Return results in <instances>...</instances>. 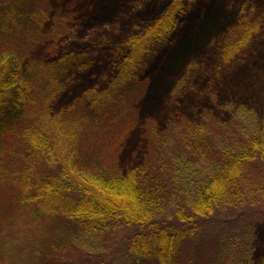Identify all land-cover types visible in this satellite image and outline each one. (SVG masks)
Returning <instances> with one entry per match:
<instances>
[{
	"label": "trees",
	"instance_id": "1",
	"mask_svg": "<svg viewBox=\"0 0 264 264\" xmlns=\"http://www.w3.org/2000/svg\"><path fill=\"white\" fill-rule=\"evenodd\" d=\"M43 2L0 0V191L13 176L31 169L27 162L46 156L40 154L45 146H35L30 138L45 133L50 121L47 136L65 137L73 144L62 165L82 193L57 191L47 180L40 190L37 184L39 197L34 203L47 205L51 219L46 233L30 246L28 261L54 264L59 250L67 253V247L89 231L127 230L126 246L136 264H205L184 253L201 226L222 208L247 203L256 207L258 196L264 199V112L239 106L227 121L210 108L201 112L202 122L173 119L165 127L151 129V142L145 154L133 157L135 163H124L120 153L138 113L131 101L137 90H144L153 59L173 43L191 0H171L150 28L124 39L132 56L121 64L111 91L97 100L86 90L58 112L54 102L77 73L82 75L91 66L93 55L80 51L59 56L55 49L60 47L52 42L53 57L36 63L29 62L23 44L13 46L16 37L28 40L34 14ZM245 17L243 29L228 35L227 39L233 37L226 50L230 56L260 31L257 21ZM98 102L108 105L102 113L95 108ZM231 264H264V260L233 258Z\"/></svg>",
	"mask_w": 264,
	"mask_h": 264
},
{
	"label": "rangeland",
	"instance_id": "2",
	"mask_svg": "<svg viewBox=\"0 0 264 264\" xmlns=\"http://www.w3.org/2000/svg\"><path fill=\"white\" fill-rule=\"evenodd\" d=\"M170 2L45 0L34 14L28 40L16 37L13 46L16 42L23 44L29 62L34 59L36 63L52 56V42L58 43L60 48L55 50L59 56L92 52L91 66L82 75L77 73L73 84L54 102L53 109L58 112L86 90L92 91L97 100L111 91L121 64L132 56V47H127L124 39L153 24ZM191 2L174 32L173 43L153 59L146 71L144 90H137V96L133 94L131 103L138 113L120 153L124 163H135L151 142V129L165 127L173 119L202 122L201 112L210 108L227 121L233 119L231 113L239 106L264 112V0ZM66 16L70 19L66 20ZM245 16L257 21L260 31L248 46L230 56L226 50L233 37L227 39L228 35L243 29ZM102 103H96L97 113L107 108ZM50 123L45 133H35L30 138L36 141L35 146H45L40 154L46 156L27 162L31 169L21 177L13 176L11 184L0 191V264H30V246L49 229L46 224L51 219L50 210L43 203H34L44 180L53 183L57 191L82 193L62 165L73 144L65 137L57 140L47 136L52 131ZM29 190L37 192L35 197L28 196ZM258 198L256 207L235 204L238 206L222 208L212 215L184 247V253L205 264H214L217 257L216 264H231L233 258L239 262L263 261L264 199ZM55 204L59 205L58 201ZM128 233L89 231L69 245L67 253L59 250L54 264H136L126 246Z\"/></svg>",
	"mask_w": 264,
	"mask_h": 264
}]
</instances>
